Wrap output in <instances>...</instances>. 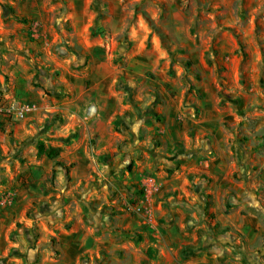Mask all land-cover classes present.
<instances>
[{
  "label": "rangeland",
  "instance_id": "1",
  "mask_svg": "<svg viewBox=\"0 0 264 264\" xmlns=\"http://www.w3.org/2000/svg\"><path fill=\"white\" fill-rule=\"evenodd\" d=\"M21 27L69 72L4 38ZM62 71L101 100L104 141L63 131ZM0 109V264H264V0H0ZM212 125L240 148L218 201ZM190 145L200 171L173 190Z\"/></svg>",
  "mask_w": 264,
  "mask_h": 264
},
{
  "label": "crops",
  "instance_id": "2",
  "mask_svg": "<svg viewBox=\"0 0 264 264\" xmlns=\"http://www.w3.org/2000/svg\"><path fill=\"white\" fill-rule=\"evenodd\" d=\"M27 29L28 28L21 27L19 29L18 36L16 33L17 31L12 32L10 29H4L2 30V33L6 36L4 38H8L10 35L12 36V38L18 37L19 39H16V42H15L16 44L14 45L18 47L17 49L22 50L24 49L26 45H28V43H30V40H31ZM29 45H33L32 47L38 48L40 50H44V53H45L44 59L45 61L49 62L48 66H51L54 70H57L60 73H61V69L65 70V72H69V70H67L69 69V67L66 66V64L64 63H60L57 56L52 54V52L46 50V47L43 46V44L41 45L38 41H34L33 43H30ZM76 65L77 64H74V66ZM65 72L63 73L62 71V79H60L62 83L66 82L67 79L70 78V75H67V74L64 75ZM95 77L96 76H94V78ZM69 80L71 81V84L73 85L70 87L71 89L74 90V93H72L71 95L64 94L60 96L58 99L55 98L56 100L53 103L55 107L51 108L50 106L51 109H56L58 107L63 110H66V113L68 114L69 119L73 121L70 124L68 123V126L66 128L67 130L65 131L63 129V131L64 132L72 131L73 130L72 128H75L78 124H81L85 128L86 136L90 135L89 134V130H90L92 131L91 135H96L98 138L100 137V139L104 141L106 139L107 133L111 129L108 127L106 123L107 114L103 110L104 108L101 105V100L98 103H94L95 102L94 94H92L89 90L80 89L79 84H80V81H82L81 76L74 75L73 78ZM62 83L61 85L55 88L56 91L58 92L66 91L65 86ZM47 104L48 102L46 104L44 103L46 107H47ZM90 104L95 105L94 111L87 113V110L89 108L88 106ZM10 122L11 120L7 116L5 115L0 116V123H2L3 125L9 126ZM208 128L210 129L209 133H212L214 138L211 140V143L209 144L208 142L207 145L205 144V141L202 138L199 142V151L207 153V150L211 149L212 150L211 153L213 154V156L208 157V160L205 161L202 154L194 155L197 151L195 150V148H193L192 145H190L189 153H185L183 155L182 152L178 151L180 154V157H178V159L181 160V163L183 161L182 166H181L182 169L181 168L178 169V173L180 174V176H176L175 179H172L173 181L171 183H172V186H174L173 190L181 191L180 189L182 185L184 186L182 182L185 181L184 174H186V172H193V173L199 172L200 169L198 166L203 163V159H204L205 166L208 169L205 170L206 173L201 174V175H208L210 180H212L213 178L215 179L214 181L215 184L212 185L208 193L214 195L216 201H218V199L223 195V190L231 189L235 185V183L232 181L230 182L229 185L222 184V178L223 177L229 178V175L232 173V171L231 172H229L230 170L228 171L229 164H230L232 157H234L235 154L236 155L238 154L237 151L235 153L234 152L232 153V151L227 152L226 149L228 146H232V145L234 146L233 147L234 150L239 149L240 151V148L237 147L236 142L235 143L233 141L230 142L231 138L232 137L234 138L233 133L230 128L226 127L225 129H223V128H219L218 126H214V125L208 126ZM72 132H75V130H73ZM245 142L246 141H242L241 143L246 144ZM64 159L69 160V157H65ZM183 169H185V172L183 171L182 173H180ZM203 177H206V176H203ZM217 185H219L218 189H217L218 187ZM235 187L242 188L241 185H236Z\"/></svg>",
  "mask_w": 264,
  "mask_h": 264
},
{
  "label": "built area",
  "instance_id": "3",
  "mask_svg": "<svg viewBox=\"0 0 264 264\" xmlns=\"http://www.w3.org/2000/svg\"><path fill=\"white\" fill-rule=\"evenodd\" d=\"M35 110V106H32L28 103H12L9 108L7 109V114L16 120H24L27 118L29 114H31ZM1 111V109H0ZM15 197V194H10L8 196L9 199H13Z\"/></svg>",
  "mask_w": 264,
  "mask_h": 264
},
{
  "label": "trees",
  "instance_id": "4",
  "mask_svg": "<svg viewBox=\"0 0 264 264\" xmlns=\"http://www.w3.org/2000/svg\"><path fill=\"white\" fill-rule=\"evenodd\" d=\"M4 15H5L6 17H9L10 15H12L14 18L18 19L16 16H14L13 14H11L9 8H7V7L4 8ZM40 151H41L42 153L45 152L43 146H40ZM49 155H51V156H53V155H54V156H57V154H56L55 151H52ZM58 165H59V166H62L61 163H58ZM132 165H133V164H132ZM132 165L129 166V169H132V168H131Z\"/></svg>",
  "mask_w": 264,
  "mask_h": 264
}]
</instances>
